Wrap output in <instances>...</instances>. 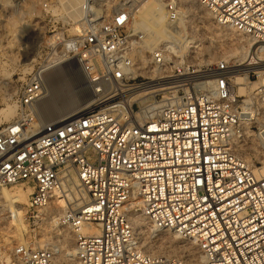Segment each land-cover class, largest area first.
<instances>
[{"label":"built area","instance_id":"obj_1","mask_svg":"<svg viewBox=\"0 0 264 264\" xmlns=\"http://www.w3.org/2000/svg\"><path fill=\"white\" fill-rule=\"evenodd\" d=\"M199 1L216 24L264 43V0ZM163 7L179 38L147 46L124 3L82 0L79 30L50 43L53 58L72 61L89 96L71 117L45 120L31 134V109L46 89L40 69L22 85L20 113L0 130V186L31 182L35 216L68 174L86 199L61 214L74 233L71 260L21 242L13 249L19 263L264 264V175L236 149L243 127L264 133V119L253 123L264 110V84L237 93L228 61L195 59L198 43L187 39L181 7ZM136 214L147 235L172 230L198 259L141 245Z\"/></svg>","mask_w":264,"mask_h":264},{"label":"rangeland","instance_id":"obj_2","mask_svg":"<svg viewBox=\"0 0 264 264\" xmlns=\"http://www.w3.org/2000/svg\"><path fill=\"white\" fill-rule=\"evenodd\" d=\"M119 1L121 3L124 2L127 7L131 8L135 19H137L136 15L139 13V11L144 9V7L147 8L149 3L153 0ZM162 1L164 3L166 0ZM175 1L178 3L183 2V4H192L193 7L198 4V0H192L197 3L192 2L191 0ZM67 2V0H0V109L8 105L12 108V113L9 116H5L0 112V130L6 124L13 122L19 115L20 110L18 100L20 89L22 85L27 82L28 79L31 78L32 75L36 73L51 56L52 50H50V43L54 42L55 38L58 36L63 35L64 37H68L75 34L79 30L80 16L76 21L74 20L72 17L73 8L69 6L70 4ZM67 4L69 5L67 6ZM180 4L178 5L181 7L182 5ZM193 4L196 5L194 6ZM201 5L200 9L202 8L201 10L207 13L208 19L205 24L194 14L190 21L195 28L193 35L196 37L199 47L197 56L200 60L206 61L203 59V53L205 54V52H202L201 49L205 45H210L211 49L209 52H212L211 54L214 55V58L209 60V62H214L218 59H226L230 65H236L237 62H235V59L232 56H229L228 53H225L222 50V47L220 48L214 46V44H218V41H220L224 44L232 43L235 46L238 45L239 42L237 39L215 37L214 34L216 27L217 29L222 28H220L218 24L214 22L210 12L203 5ZM207 24L209 25V28L205 27ZM196 30H199L198 33ZM256 61L261 63L264 62V56L247 57L244 60V63L239 67H247L249 70L254 71L259 70V68L255 66ZM67 62L63 64H71H68ZM60 67L61 66L59 65V67L57 66L55 68H58L56 70L59 72L62 70L61 72L64 73L63 75L66 76L67 81L64 82L65 86H61L58 89V95L55 97L56 103L59 105L57 108L67 105L71 100L82 101L84 97H87L82 79L79 77V81L77 82V79H75L76 77H74L76 74H72L75 73L74 70L77 72V70L74 68V65H70L69 68L71 70L66 69L67 71L64 67ZM69 74H72L74 80ZM55 78L52 77L50 86L55 83ZM251 80H257V78H252ZM248 88L249 86L247 87V90ZM43 98L44 97L39 98L36 101L37 103H33V106L35 105L33 108L37 110V112L39 110V113L41 112V109L38 106H41V104L44 102ZM34 109H31L33 121L39 122L43 115L41 116L42 113L37 115L38 113L35 112ZM51 110L53 111V109H49L48 111ZM262 112H264V110L260 111V115L263 114ZM37 117H39V119ZM262 118L264 119V117ZM250 129L255 130V127H250ZM241 156L244 158L243 155ZM244 159L247 160L252 165V167L253 165H261L260 161L256 159L254 151L248 152ZM18 183H29V185H33L31 182L25 180H21ZM6 187L11 190H13L14 187L18 188V186H13V184H6ZM12 202L13 201L9 203L16 204H14L16 209L13 211L12 215L10 212H7L6 208L0 210V264H18L16 258L13 255V249L17 243L26 242L29 244V246H41L44 248V246H47L45 245V242H54L57 244V247H60V243L54 237V231L57 227L64 228L66 226L61 219V215H57L56 218V222H58L59 225L55 224L54 227H52L49 224L50 220H48L47 216H45L43 209L40 210V214L38 216H35V213L28 209L26 194L24 195V200L22 202ZM69 207L72 208L71 206ZM69 207L66 209H70ZM46 238L51 239L45 240ZM162 241H164V245L162 246L163 249L161 250H164V252L168 251L167 253H169V238H164ZM179 244L186 246L190 245V243L186 241L180 242ZM169 254L177 255L174 252Z\"/></svg>","mask_w":264,"mask_h":264},{"label":"bare ground","instance_id":"obj_3","mask_svg":"<svg viewBox=\"0 0 264 264\" xmlns=\"http://www.w3.org/2000/svg\"><path fill=\"white\" fill-rule=\"evenodd\" d=\"M67 1H68L67 3L70 4V5L67 4V6L69 5L73 8L72 17L76 21L78 17L80 16L78 7L80 3L82 2V0H67ZM192 2H195V1H192ZM180 3L178 4L182 5L181 9L183 11L181 20L186 19V23L184 21L183 24L185 27V31L187 32V39L189 40H191L192 38L196 39V37L193 35L195 28L193 24H191L192 22L190 21L193 18V14H194L197 18L200 19V21H202L205 24V22L208 19L207 13L203 12V10H201L202 8L200 9L201 3L199 0H198L197 5L193 4L194 6L196 5L195 7H193L192 4H183V2H180ZM163 5L164 3L162 0H153L149 3V6L147 8L144 7V9H141L139 13L136 15L137 19H136L135 25L141 29H144L147 32V39H146L147 46H152L153 44L161 40L172 41L173 39L179 38L180 31L169 28V25L167 24ZM218 26L222 29H217L216 27L215 34H214L215 37H218V38L227 37L228 39H237V41L239 42L238 45L234 46L232 43L224 44L223 42L221 43L220 41H218V44L215 43L214 46H217L220 48L222 47V50L225 53H228L229 56H232L235 59V62H237V64L231 65V72L233 74L232 82L234 84L235 91L239 94L248 95L250 91L252 90L251 88H253L255 85L264 84V62L261 63V65L259 66L260 68V70L258 71L259 76L257 80H254V81L247 79V73L249 69L247 67H239V66L244 63V60L247 57L264 56V43L251 40L250 38L237 32L232 27L221 26V25H218ZM205 27L209 28V25L207 24L205 25ZM196 31L198 33L199 30H196ZM198 49L196 50L194 57L198 61H202L197 56ZM210 49H211L210 45H205L201 49L202 52H205V54L203 53L204 55L203 59L206 61H209L212 58H214V55L211 54L212 52L211 53L209 52ZM65 62L64 61L59 62L58 60H56V58H53V56H51L50 58H48L45 64L41 66V68L39 67L40 68L39 73L41 74L45 87H46L45 91L43 92L40 98L44 97L45 99L43 98V100L45 103L43 102L41 106L37 105L41 109L40 113H39V110L37 112V110L32 108L35 110V112L38 113V114L36 113L37 115L42 113L41 116L42 115L43 116L41 120H39V122L33 121L32 124L28 126L27 130L31 134H35L37 132L38 128L40 127L43 121L45 120L55 121V120L67 119L71 117L72 115H74L80 108L86 106L89 103L88 93L85 92L87 94L86 95L87 97L86 98L84 97L82 101L71 100L70 103H68L67 105L61 106V108H57L59 105H57L58 103H56L55 97L58 95V92H59L58 89L61 86H65L64 82L67 81V78L65 75H63L64 73L61 72L62 70L60 71L61 72L60 73L58 70H56L58 68H55V67L57 66L59 67L60 65L61 66L60 68L64 67L65 70L66 69L71 70L69 66L72 65V61L67 62L68 64L71 63L69 65H64L63 63ZM74 68L77 70L75 66ZM55 71H58V72H55ZM74 72L75 73H72V74H76L74 77H76L75 79H77V82H78L79 81L78 79L79 77L81 79V76H79L80 74L78 70L77 72L74 70ZM72 74H69V75L74 80V77L72 76ZM52 77L54 78L56 77L55 78L56 81L55 83H53L52 86H50V82H52L51 81ZM248 86L250 89L248 88L247 90ZM35 103L37 102L35 101ZM49 109H53V111L52 110L48 111ZM0 112L3 113L5 116H9L12 113V108L8 105L4 108H1ZM262 113H263L262 115L258 116L254 120L253 122L254 125H259L260 122L263 121L262 117H264V112ZM37 115H34V116H37ZM39 117L37 118L39 119ZM250 127L249 126L243 127L244 138L236 141V149L240 155L244 156V158L248 152L254 151L256 159L259 160L261 164L259 166L253 165L254 171L258 175H264V133L257 134V132L252 131L253 129L251 130ZM18 182L19 181L8 183L9 185L13 184V186H18V188L14 187L13 190L6 187V185L0 186V210L6 208L7 212H10L11 215L13 211H15L16 207L14 206L15 203L11 204L9 202L11 201L13 202L21 201L22 202L24 200L25 194H26V201H28L31 193L34 190L33 185L31 186L29 185V183L19 184ZM85 199H86V195L79 186V180L77 176L74 174H70V175L68 174L66 176V179L63 178L62 184L54 189V191L52 192V198L50 202L43 209L45 216H47L48 220H50L49 224L52 227H54L55 224L59 225V223L56 222L57 215H61L64 212V210L69 206L72 207V208L69 207L70 209H73V210L78 209L82 205V203L85 201ZM132 220H133V223L136 229H140L142 230V232L144 231V233L143 234L141 233L139 237L141 245L146 246V247H152L154 250L160 251L161 249H163L162 246L164 245L163 244L164 241H162V239L169 238V241H170L169 246H168L169 251H170L169 253L174 252L175 254H177V256L183 255V257H187L190 260L198 259V255L196 254L195 249L192 244L188 246L179 244L180 242H183L185 240H183L176 232L172 230H168V229H162L156 232L154 237H152L151 235L146 234V231L148 230V225L145 219L140 214L133 215ZM90 227H92V229L95 231L94 224H91ZM82 228L84 231L88 229L86 225H83ZM54 237L60 243V247H57V244H55L54 242L53 243L45 242L46 243L45 245L47 246H44V248H46L49 251L51 257L54 258L55 260L66 261L65 259L67 258H69L67 260H71L73 257V249H74L73 231L69 229L67 226H65L64 228L57 227L55 228V231H54ZM48 239H51V238H48ZM48 239L46 238L45 240H48ZM18 264H21V263L18 262Z\"/></svg>","mask_w":264,"mask_h":264}]
</instances>
